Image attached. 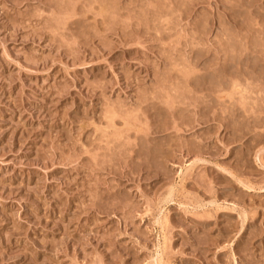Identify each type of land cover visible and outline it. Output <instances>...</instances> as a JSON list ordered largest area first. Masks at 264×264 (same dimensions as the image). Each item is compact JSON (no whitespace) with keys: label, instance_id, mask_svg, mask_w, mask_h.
I'll list each match as a JSON object with an SVG mask.
<instances>
[{"label":"rangeland","instance_id":"374dc122","mask_svg":"<svg viewBox=\"0 0 264 264\" xmlns=\"http://www.w3.org/2000/svg\"><path fill=\"white\" fill-rule=\"evenodd\" d=\"M0 264H264V0H0Z\"/></svg>","mask_w":264,"mask_h":264},{"label":"bare ground","instance_id":"6f19581e","mask_svg":"<svg viewBox=\"0 0 264 264\" xmlns=\"http://www.w3.org/2000/svg\"><path fill=\"white\" fill-rule=\"evenodd\" d=\"M237 83V82H236Z\"/></svg>","mask_w":264,"mask_h":264}]
</instances>
